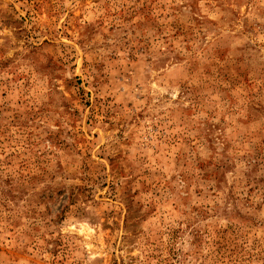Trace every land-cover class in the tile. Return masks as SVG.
<instances>
[{"label":"rangeland","instance_id":"obj_1","mask_svg":"<svg viewBox=\"0 0 264 264\" xmlns=\"http://www.w3.org/2000/svg\"><path fill=\"white\" fill-rule=\"evenodd\" d=\"M0 264H264V0H0Z\"/></svg>","mask_w":264,"mask_h":264}]
</instances>
